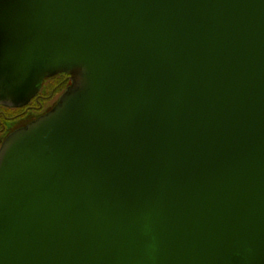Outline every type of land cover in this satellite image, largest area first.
I'll return each mask as SVG.
<instances>
[{
    "label": "water",
    "instance_id": "95a60500",
    "mask_svg": "<svg viewBox=\"0 0 264 264\" xmlns=\"http://www.w3.org/2000/svg\"><path fill=\"white\" fill-rule=\"evenodd\" d=\"M61 74L0 147V264H264V0H0V107Z\"/></svg>",
    "mask_w": 264,
    "mask_h": 264
},
{
    "label": "trees",
    "instance_id": "16d2710c",
    "mask_svg": "<svg viewBox=\"0 0 264 264\" xmlns=\"http://www.w3.org/2000/svg\"><path fill=\"white\" fill-rule=\"evenodd\" d=\"M58 76L59 77L52 79L54 80L53 83L47 84L45 87L49 92V96H51L52 93L56 95L57 93H59V91L60 93L62 91L65 92V90L71 85V81L67 79L69 77L67 74H61ZM41 95L43 97V94ZM43 103H44V98H38L37 100H33L32 102L33 106H35L36 108L42 106ZM8 109H12V108H8ZM14 110H18V109H12V110L0 109V133H6V132L8 133L9 129L10 130L13 129L12 124H14L15 121L25 117V115L18 117V115L21 114L22 112L21 110L18 111H14Z\"/></svg>",
    "mask_w": 264,
    "mask_h": 264
},
{
    "label": "rangeland",
    "instance_id": "374dc122",
    "mask_svg": "<svg viewBox=\"0 0 264 264\" xmlns=\"http://www.w3.org/2000/svg\"><path fill=\"white\" fill-rule=\"evenodd\" d=\"M59 77L58 75L55 76L54 78H51L49 79L45 85H44V88L43 90L41 91V93L43 94V98H44V103L42 104V106H39L38 108H36L35 106H33V104H31V108L26 112L27 113V118L29 120H34L35 118L37 117H40L41 115H44L46 114L47 112H49L56 104L57 102L59 101L61 95L63 94L64 91H62L60 93H57L56 95L54 93H52L51 96H49V92L48 90L45 88L47 84H50V83H53L54 80L52 79H55ZM13 109H16V108H13ZM30 111V112H29ZM18 121V120H17ZM17 121H15L14 124H12L13 126V129L11 130H14V128L16 126H14ZM11 130L9 129V132H11ZM8 132V133H9ZM7 136V132L6 133H0V146H1V142L3 141V139Z\"/></svg>",
    "mask_w": 264,
    "mask_h": 264
},
{
    "label": "flooded vegetation",
    "instance_id": "af4514ba",
    "mask_svg": "<svg viewBox=\"0 0 264 264\" xmlns=\"http://www.w3.org/2000/svg\"><path fill=\"white\" fill-rule=\"evenodd\" d=\"M53 78H54V77H53ZM50 79H51V78H50ZM67 79L70 81V77H68ZM48 80H49V79H47V80L44 81V84H43L42 90H43V88H44V85H45L46 81H48ZM42 90H41V91H42ZM66 90H67V89H66ZM66 90H65V91H66ZM41 94H42V93L40 92V93H39V94H38L33 100H37L38 98H43ZM33 100H32L28 105H26V106H24V107L16 108V109L22 111L21 114L18 115V117H20V116H22V115H25V117L22 118V119H20V120L18 119L17 123L14 125V126H16V127L14 128L13 131L7 133V136L10 135L11 133H13V132L16 131V130L25 127L27 124L33 122V121L36 120L37 118H39V117H37V118L34 119V120H29V119L27 118V116H26V115H27L26 112L31 108V104H32ZM0 109H4V110H12V109H8V108H5V107H0ZM18 110H14V111H18ZM29 112H30V111H29ZM41 116H42V115H41ZM7 136L3 139V141L1 142V145H2V143L4 142V140L7 138ZM0 147H1V146H0Z\"/></svg>",
    "mask_w": 264,
    "mask_h": 264
}]
</instances>
